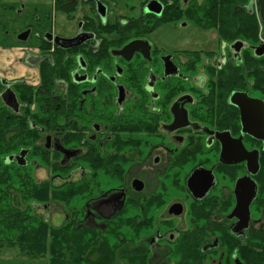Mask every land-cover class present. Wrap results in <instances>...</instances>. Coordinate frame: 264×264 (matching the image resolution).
Listing matches in <instances>:
<instances>
[{
  "label": "flooded vegetation",
  "instance_id": "obj_1",
  "mask_svg": "<svg viewBox=\"0 0 264 264\" xmlns=\"http://www.w3.org/2000/svg\"><path fill=\"white\" fill-rule=\"evenodd\" d=\"M203 1L52 0L50 21L18 35L35 34L37 52L5 57L0 147L15 152L4 163L49 169L33 177L51 189L35 209L86 247L55 260L246 264L243 250L263 244L264 22L258 0L239 8L257 15L258 42L223 38L204 14L175 18ZM55 12L74 34L57 31ZM168 24L194 37L158 46Z\"/></svg>",
  "mask_w": 264,
  "mask_h": 264
},
{
  "label": "trees",
  "instance_id": "obj_2",
  "mask_svg": "<svg viewBox=\"0 0 264 264\" xmlns=\"http://www.w3.org/2000/svg\"><path fill=\"white\" fill-rule=\"evenodd\" d=\"M252 0H204L197 8H186L183 15L176 19L200 23L199 16L205 15L212 21L200 23L204 28H215L220 36L233 40L237 35L249 42L259 41L260 24L256 14L241 11V6H248ZM205 7V8H204ZM204 8V9H202ZM212 10V13H210ZM213 16V17H211ZM14 149L0 147V251L5 245L18 246L24 253L32 257L50 255V264H63V257L71 253L73 257L83 254V237L78 231H72L67 225L53 226L35 207L44 204L51 198L48 181H36L28 170L5 164L3 155ZM69 191L54 192L53 198L64 199ZM259 250L253 256L246 257V264H264V235ZM101 253L97 252L96 257Z\"/></svg>",
  "mask_w": 264,
  "mask_h": 264
},
{
  "label": "rangeland",
  "instance_id": "obj_3",
  "mask_svg": "<svg viewBox=\"0 0 264 264\" xmlns=\"http://www.w3.org/2000/svg\"><path fill=\"white\" fill-rule=\"evenodd\" d=\"M52 0H0V55H2L0 63V76L2 74V64L6 63L5 57L15 52H20L23 49L36 53L39 47L38 37L31 33L27 41L18 39L23 31L28 28L38 27V22L49 20L46 15L52 8ZM55 27L58 32L67 34H74L76 30V22L73 20L67 22L66 18L61 15V12L54 14ZM194 34L181 33L172 24L162 27L154 33L153 37L158 46L174 49L177 46L189 43ZM4 58V60H3ZM11 74V73H10ZM15 152L12 151L11 153ZM10 154V153H9ZM6 155H3V160ZM44 168V167H43ZM36 179H48L49 169L47 167L40 171L39 174L33 173ZM47 212H39V214H46ZM50 218V215H49ZM53 224L60 225L61 219L53 217ZM50 255L46 254L41 257H32L24 253L18 246L5 245L0 251V264H50ZM125 259L120 258L119 264H125ZM88 264V263H87ZM101 264H111L110 260H105ZM115 264V262L113 263Z\"/></svg>",
  "mask_w": 264,
  "mask_h": 264
},
{
  "label": "water",
  "instance_id": "obj_4",
  "mask_svg": "<svg viewBox=\"0 0 264 264\" xmlns=\"http://www.w3.org/2000/svg\"><path fill=\"white\" fill-rule=\"evenodd\" d=\"M258 2H259V7H260L259 14H260L261 19H262L263 22H264V0H258ZM63 40L66 41V39H63ZM256 136H258V137H260V138H263V140H264V134H257ZM255 159H256V158H255ZM253 191H254V189H253ZM251 192H252V189H251V191L249 192L250 195H248V200H247V207H248V209H249V204H250L251 197H252ZM248 211H249V210H248Z\"/></svg>",
  "mask_w": 264,
  "mask_h": 264
},
{
  "label": "crops",
  "instance_id": "obj_5",
  "mask_svg": "<svg viewBox=\"0 0 264 264\" xmlns=\"http://www.w3.org/2000/svg\"><path fill=\"white\" fill-rule=\"evenodd\" d=\"M0 58L2 59V55H0ZM12 60V59H11ZM0 63H1V60H0Z\"/></svg>",
  "mask_w": 264,
  "mask_h": 264
}]
</instances>
